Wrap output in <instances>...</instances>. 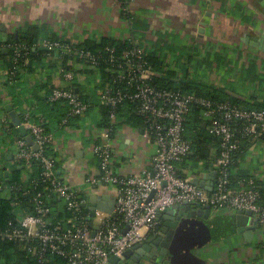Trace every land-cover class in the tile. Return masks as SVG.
Segmentation results:
<instances>
[{
    "label": "built area",
    "instance_id": "built-area-1",
    "mask_svg": "<svg viewBox=\"0 0 264 264\" xmlns=\"http://www.w3.org/2000/svg\"><path fill=\"white\" fill-rule=\"evenodd\" d=\"M124 42L127 47L123 50L107 49L105 53H92L68 41L41 43L45 62L38 71L42 75L39 80L47 81L51 76L48 63L55 61L63 83L51 88L45 100L48 105L63 102L67 110L59 122L50 124V130L46 119L36 121L32 111L23 112L21 123L37 150L22 136L13 135L8 117H0V130L10 141L11 161L21 168L17 181L0 179V198L10 203V217L0 228V240L15 244L30 262L7 264H49L55 258L62 264H107L110 257H120L153 236L163 212L184 202L209 207L212 214L249 211L264 233L260 195L264 184L253 178L236 186L229 182L235 172L233 155L239 139L244 137L254 144L264 136V109H243L227 101L158 87L155 79L167 68L155 67L138 41L130 38ZM11 50L9 75L15 76L23 71L20 63H28V54L20 44L11 45ZM90 91L93 96L86 98ZM124 106L138 118L141 137L150 148L149 166L137 173L122 174L113 164L117 113ZM192 106L200 108L208 133L218 139V145L210 150L211 158L196 164L189 159L191 145L184 137ZM101 107L107 109L105 125L91 132L94 126L89 113L92 109L97 113ZM74 119L91 126L87 128V149L98 169L96 176L80 184L57 174V166L71 157L54 132ZM36 161L40 169L34 176ZM2 169L0 163V175ZM206 172L214 173L210 191L192 184V179ZM102 186L114 190L113 215L95 210L91 218L85 205L92 189Z\"/></svg>",
    "mask_w": 264,
    "mask_h": 264
},
{
    "label": "crops",
    "instance_id": "crops-1",
    "mask_svg": "<svg viewBox=\"0 0 264 264\" xmlns=\"http://www.w3.org/2000/svg\"><path fill=\"white\" fill-rule=\"evenodd\" d=\"M27 34L36 38L33 50L40 57L34 59L30 69L10 76L11 44ZM103 37L116 41L132 38L148 53H157L167 68L162 77L169 71L176 80L192 77L250 103L264 102V51L250 44L264 40V0H0V50L6 55L0 58V117L9 118L14 136L21 135L11 125L5 109L8 105H12L20 121L27 110L33 112L36 121L46 119L49 130L50 124L59 122L67 110L63 102L50 105L54 106L52 111L48 109L45 96L63 83L55 61L48 63L51 76L47 81L39 80L42 75L38 71L45 62L41 43L53 40L80 45L85 40ZM92 94L90 91L86 98ZM103 109L99 108L97 113L90 111L93 128L82 123V119H74L69 126L55 130L54 136L67 147L71 157L57 167L62 179L80 184L98 174L96 159L87 149V128L92 132L105 125ZM117 114L114 168L122 174L137 173L149 166V145L141 137L140 123L127 120L132 116L128 107L119 108ZM11 160L10 141L0 130L4 181L10 169L17 167L21 171ZM234 171L241 175L236 185L249 178L264 184V141L250 146ZM205 174L203 180L214 183L215 179L208 178L211 174ZM113 192L112 187L102 186L93 188L92 196L113 197ZM228 214L232 234L211 240L195 253L205 264H264L261 227L258 225L247 240L243 233L236 232L235 213Z\"/></svg>",
    "mask_w": 264,
    "mask_h": 264
},
{
    "label": "trees",
    "instance_id": "trees-1",
    "mask_svg": "<svg viewBox=\"0 0 264 264\" xmlns=\"http://www.w3.org/2000/svg\"><path fill=\"white\" fill-rule=\"evenodd\" d=\"M35 37H31L30 34H27V36H20L14 42L13 44H22L26 46V51L28 53L27 58L29 57L30 62L26 65H21L20 63L19 68H21L23 71L28 70L31 68V65L34 63V59H39V53L37 50H33L34 44H35ZM80 47L84 48L85 50H88L92 53L102 52L105 53L108 49H114L116 52H119L124 49V47H127V43L124 41H116L107 37L100 38L99 40H85L82 42ZM9 55H12V50L9 51ZM157 53H148L147 59L155 66L160 67L162 65V61L160 60V56L155 55ZM5 58L6 55L2 50H0V58ZM9 66L12 65V57L9 58ZM33 60V62H32ZM190 61V58L188 62ZM155 84L158 87L161 88H169V89H179L182 90L183 93H190L195 94L200 97H204L207 99H210L211 101L215 102H228L229 104L243 108V109H256V110H262L264 109V102L262 103H250L243 97H233L228 95L227 93L223 92L221 89L212 87L210 85H206L205 83H201L200 81L196 80L195 78L184 77L181 80H176L174 73H171L169 71H166L164 73V76L161 77V79L156 78ZM49 111H52L53 107L48 106ZM106 108L103 109L102 114L106 113ZM65 114V113H64ZM201 110L200 108L196 106H192L190 108V111L187 115V120L185 122V134L184 137L187 139L191 145V155L189 156V159H191L193 164H196L200 161H207L209 158H211L210 150L213 147H216L218 145V139L211 136L207 131V123L204 119L201 118ZM128 119H134V121H138V118L134 116H130ZM133 121V120H132ZM264 136H262L258 142H263ZM239 147L234 152L233 155V161L234 165L233 167L238 164V161L243 157L244 153L247 152V149L253 145V143H250L245 139L244 137H241L239 139ZM58 167V166H57ZM34 168V176H37V172L40 169L39 168V162H35L33 164ZM20 170L17 169V167L10 169V172L8 173L7 182L6 183H13L19 179L20 176ZM33 177V175H32ZM243 177V175H242ZM6 179L4 175L0 177V179ZM241 179V175L239 173L234 172L229 179L230 185L236 186L237 181ZM247 179L244 178V181ZM258 184V183H257ZM260 195H261V201L264 203V187H261L260 189ZM10 211V205L9 202L6 201L3 198H0V228L4 226L8 218ZM230 215L228 213H216L213 214V217L208 220L203 219H191L190 222L187 223V228L191 235V241L193 240H201L205 238L206 236V229L203 228V225L207 226V232H209V235L211 236V239L217 240L220 237H226L232 234L233 227L231 219H229ZM13 261H25L29 262L28 258L24 256L22 252L19 251L18 247L7 241L0 240V264H7L9 262ZM62 261L58 258H55V260L49 264H62ZM30 263V262H29Z\"/></svg>",
    "mask_w": 264,
    "mask_h": 264
},
{
    "label": "water",
    "instance_id": "water-1",
    "mask_svg": "<svg viewBox=\"0 0 264 264\" xmlns=\"http://www.w3.org/2000/svg\"><path fill=\"white\" fill-rule=\"evenodd\" d=\"M250 44L264 51V40H258L257 42L250 41ZM5 109L9 112L11 117V125L18 129L20 135L33 147L34 150H37V146L33 143L32 137L27 133L26 128L22 125L19 119L18 113L13 110L12 105L6 106ZM213 175L214 173L208 176V178L213 180V178H211ZM204 178L206 177L204 176ZM192 184L210 191L213 186V181L207 182L203 180L202 177H199L192 179ZM113 205V197L95 195L89 198L88 203L85 206L89 210L90 217L92 218L95 210H100L112 216ZM212 216L209 207L199 208L195 205H190L187 202L178 206H173L163 212L161 216V227L159 226L157 228V232L153 236L143 243H139L126 250L120 257H110L107 264H205V261L195 252L210 243L212 240L209 232H207V226H202L206 229L205 238L198 241H191L190 232L186 227L187 221L185 222L186 224L183 225V220H208ZM234 218L236 232L243 233L244 238L248 240L252 235V231L258 226L257 217L249 211H238L235 213ZM170 227L174 228V234L176 233V237H178L177 233L182 234V237H178L180 246H175L176 244L173 243V246L170 247V243L167 245L168 251L161 254L158 252V242L162 239L163 235L168 232Z\"/></svg>",
    "mask_w": 264,
    "mask_h": 264
},
{
    "label": "flooded vegetation",
    "instance_id": "flooded-vegetation-1",
    "mask_svg": "<svg viewBox=\"0 0 264 264\" xmlns=\"http://www.w3.org/2000/svg\"><path fill=\"white\" fill-rule=\"evenodd\" d=\"M185 222L188 223L190 221L189 220H185V221L183 220V225L186 224ZM160 227H161V225H160ZM170 228L168 229V232H166L163 235L162 239L158 242V248H159V251L158 252L161 253V254H164V253H166V251H168L167 245L170 244V243H171L170 244V247L173 246L172 245L173 243L176 244L175 246H180V242L178 240V237H182V234L177 233V236L178 237H176L175 236L176 233L174 234V231H175L174 228L173 227H170Z\"/></svg>",
    "mask_w": 264,
    "mask_h": 264
},
{
    "label": "rangeland",
    "instance_id": "rangeland-1",
    "mask_svg": "<svg viewBox=\"0 0 264 264\" xmlns=\"http://www.w3.org/2000/svg\"><path fill=\"white\" fill-rule=\"evenodd\" d=\"M201 249V248H200ZM199 250V249H198Z\"/></svg>",
    "mask_w": 264,
    "mask_h": 264
}]
</instances>
